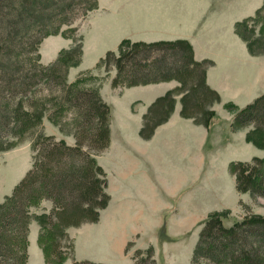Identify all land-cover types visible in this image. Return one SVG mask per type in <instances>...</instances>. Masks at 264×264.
<instances>
[{"label":"trees","instance_id":"obj_1","mask_svg":"<svg viewBox=\"0 0 264 264\" xmlns=\"http://www.w3.org/2000/svg\"><path fill=\"white\" fill-rule=\"evenodd\" d=\"M95 6L96 0H0V136L23 135L41 123L36 112L41 107L36 104L45 88L64 91L60 100L45 102L51 119L62 124L71 111L76 126L74 145L54 136L38 141L32 168L0 205V264L26 263L31 209L43 200L53 203L41 223L44 249L50 247L51 235L60 245L58 237L67 224L97 221L108 204L106 179L93 152H103L110 145L109 106L93 89L77 84L67 88L61 70L43 65L38 52L43 38L58 34L64 25L83 18ZM255 20L261 22L264 32V5ZM120 53L117 82L131 86L178 79L186 85L192 78L196 85L208 88L202 63L195 59L188 40L127 39L122 41ZM227 108L234 110L235 106ZM233 125H252L247 140L264 148V94L236 109ZM232 173L237 192L249 191L264 198V158L234 162ZM59 255L60 250L47 254V263L53 264ZM134 256V264H151L153 248H148L146 256L137 249ZM73 264L106 263L74 260ZM190 264H264V217L248 214L225 226L219 216L210 215L203 222Z\"/></svg>","mask_w":264,"mask_h":264},{"label":"rangeland","instance_id":"obj_2","mask_svg":"<svg viewBox=\"0 0 264 264\" xmlns=\"http://www.w3.org/2000/svg\"><path fill=\"white\" fill-rule=\"evenodd\" d=\"M107 1L110 8H107L106 3L96 0V6L89 11L86 16L76 20L70 25H64L61 32L58 34L48 35L43 38L38 46L40 62L45 66L55 65L59 68L63 75V82L67 88L70 85L77 84V86L95 90L101 99L109 106L110 131L112 132L113 129V131H116L118 136L121 137L122 130L118 128L119 124L128 120L130 127H127L126 131L135 132L138 129V134L142 139L141 141L138 139V141L133 143L139 150L145 147L144 141L155 138L157 131L159 132L161 127L167 126L172 128L178 120L200 126V144L203 149L200 154L201 174L198 184L194 187V192L196 193L195 198L198 199L197 209L195 208L192 210L190 208L189 210H185L184 204L182 203V205H180L181 201L178 200L173 203H168V209L162 210L165 212L163 222L157 227L155 222H153L146 234H143L142 237L141 235H137V237L129 242L125 248L126 253L132 258L133 264L136 260L134 256L135 251L140 249L142 250V255L146 256L150 246L153 248L151 264H189L193 254L192 251H194L196 245V243H194V236L197 232L200 234L203 222L210 215L215 214L219 216L225 226L233 225L234 222L242 220L248 214L264 217V198L253 196L249 191L237 192L235 187V176L232 173V164L234 162H249L254 157L264 158V148H260L252 141L247 140V135H249L254 127L252 125L246 127H235L233 125L235 110L241 109L246 105L241 106L234 101L224 102L222 94L212 90L206 80L208 70L219 63L221 66L225 67L226 70H229L232 76L230 79H232V81L229 80L237 83L232 87L230 84H227L225 92L227 96H231L232 93L238 94V91H242L239 92L242 96L245 93L244 91H246V95L248 96L247 92H253L255 89H258L257 86L264 85V60L262 59L264 56V32L261 29V22L255 20L257 12L264 5V0H249L251 6L258 4L260 1L257 6L258 8L252 15L236 21L234 33L229 27H224L222 23H219L217 20L213 21V19L209 17L215 10H217L218 13L223 12L221 6L226 3V0H198L199 7L204 14H207L206 17L209 27H211V33H218L216 37L219 34L222 35V42H219L220 39H218L219 43L215 44V50L220 49L221 52L224 53L227 49V45H231V40L237 35V37L247 45L250 55L253 58H261L262 60L258 65L254 64L258 70L257 73L255 72L254 75L247 76V78L243 80V78L240 79L236 76L238 73L235 69L237 66L233 64L234 58L231 57V63H229V55L222 56L221 52L219 54L218 51L216 64L211 60L201 61L202 68L205 71L204 81L208 88H203L198 84L196 85V82H192V78L189 79L186 85H183L178 79L131 86L115 81L117 72L116 59L121 54L120 48L122 41L127 39L131 42L142 41L129 37H122L126 35L130 29L143 32L149 31L150 27L143 26L142 23L139 25L133 24L130 21L132 14L128 11V0ZM156 1L159 0L154 1L155 6L143 3V0L132 1L130 7L134 9L133 15L136 22L152 23L153 18L151 17L155 14H161L159 10L156 11L159 7ZM162 1H165L167 4H176L180 6L185 0ZM185 3H188V1H185ZM191 3H194V0H189L188 4ZM227 3H229V0H227ZM231 15V12L226 11L223 16L228 18ZM108 16L124 18L126 22L125 25H127L121 30L124 32V35L117 38L113 36L115 35L114 32L118 31L122 26V24L117 21L103 22V24H106L108 27H101L91 35V33L99 27V22ZM246 19H250L247 20L249 22H246L245 25L240 24ZM202 24H205V22ZM104 34H110V36L113 37L110 38L109 42L101 43L98 48L92 51L93 55L90 54L91 56H89V40L91 39L90 44L96 43L98 37H102ZM107 45L116 47L115 49H110L106 48ZM261 71L263 75L260 74ZM257 78L259 82L255 84ZM163 83L167 86L166 92H162L159 95L157 94L159 92H155L153 95H156L154 97L152 96L151 102H149L148 96L145 98L140 92L128 91L132 88L136 90L149 84L159 85ZM242 84L243 87L239 88ZM235 86L239 87L236 88ZM63 92V90L58 89H55V91H50L46 88L43 89L40 94L43 97L40 96L39 98V101L41 99L42 101L40 103L38 101L36 104L41 107L36 110L41 116V123L35 129L23 135L12 136L9 135L10 133H4L0 136V205L14 194L20 181L32 168L35 160L37 143L42 137L54 136L57 140H63L69 145H74L76 143V126L71 117L72 112L70 111V113H67L64 117H67V120L59 124L51 119L50 113H47L45 109L46 100H53L56 102V100L61 99ZM240 99L245 100L243 97H240ZM231 104L235 106L234 110H229L227 108V106ZM143 106L145 108L144 112L141 111ZM118 109H120L121 112H118ZM49 111H51V109ZM177 111L179 112L178 115ZM133 121L135 124H133ZM243 136H246L245 140L248 144L244 142ZM239 138H242V141H240ZM239 142H242V146L239 145ZM229 143L232 145L231 149L228 148ZM243 145H246L245 147L247 148H242ZM235 146L238 148H235ZM93 153L98 164L101 166L103 161L102 153ZM102 170L103 177L106 179L105 191L107 192V172L103 167ZM107 194L109 195L108 192ZM193 200L194 199L190 200V202ZM49 202L52 203L51 200H43L38 206L31 209L28 254L25 264H48L47 254H56L58 250H60V255L54 260L53 264H73L74 260H88L79 259L78 257L80 255V248L77 247V244L80 241V235L77 233V230L84 225L98 223L101 218L102 209L100 210L97 221L82 223L80 225L67 224V226L63 228L64 231L62 236L58 237L60 240L59 246L55 244V239L51 235L49 239L50 247L44 249V246L40 242V235L43 231L41 223L43 218H46L48 213L53 209V203L51 208ZM172 204L174 206H172ZM245 205H247V207ZM175 212L177 214L193 213L196 216L198 215L195 220H187L188 232L179 237H176V234L168 235L167 233L168 221L171 222L172 226L174 223L172 219H174V217L171 218L170 216ZM150 220L151 218L148 219V221ZM152 237H155L154 242L151 241L153 239ZM139 246H141V248ZM189 247H192V254H189ZM85 250L87 252H97L94 248H85ZM99 252L101 253L102 251L100 250ZM92 262L99 263L97 261Z\"/></svg>","mask_w":264,"mask_h":264},{"label":"crops","instance_id":"obj_3","mask_svg":"<svg viewBox=\"0 0 264 264\" xmlns=\"http://www.w3.org/2000/svg\"><path fill=\"white\" fill-rule=\"evenodd\" d=\"M100 1L106 3L107 8H110L107 0ZM132 1L134 0H128L127 4L128 11L132 14L130 21L133 24L139 25L142 23L143 26H149V31L139 32L135 31V29H130L131 31L129 30L124 35V32L121 31L124 26H127L124 18L114 16L117 18L115 19L113 16H108L99 22V27L91 35L101 27H108L103 22L117 21L122 26L118 31L114 32L115 35L113 36L116 38L124 35L122 38L129 37L148 42L185 39L193 45L197 61L211 60L216 64L217 53L219 51L220 54L221 50H215V44L222 42V35L219 34L216 37L218 33H211V27H209L206 17L207 14H204L199 7L198 0H194V3L191 4H188L189 0H185L188 3L182 0L183 3L180 6L167 4L162 0L156 1L159 4L156 11L159 10L161 14L152 16V23L136 22L133 15L134 9L130 7ZM154 1L143 0V3L155 6ZM258 4L251 6L249 0H229V3L226 0V3L221 6L223 12L218 13L215 10L209 17L213 21H219L224 27H229L234 33L236 21L255 13ZM226 11L232 13L228 18L223 16ZM204 22L205 24H202ZM113 36L104 34L102 37H98L96 43L92 44H90V39L88 47L90 52L88 55H93L92 51L94 49L98 48L101 43L109 42ZM218 39H220L219 42ZM230 44L227 45L225 52H221V54L222 56L229 55V63H231V57L234 58L233 64L237 66L235 69L238 73L236 76L244 80L247 76L257 73L258 70L255 65L262 61L261 58H253L248 51L247 45L237 35L233 37ZM115 47L106 46V48L110 49H115ZM262 59L264 60V56ZM260 74L263 75L262 71ZM230 78L232 76L229 70H226L219 63L211 67L207 72V84L211 89L222 94L224 102L234 101L241 106H245L264 94V85H260L257 86V90L247 92L248 96L246 91H244L243 96L239 94L242 91H238V94L232 93L231 96H227L225 93L227 84L232 87L236 83L231 82L232 79ZM258 82L259 79L257 78L255 84H258ZM235 87L238 88L239 86ZM242 87L243 84L239 88ZM166 90L167 86L163 83L159 85L149 84L136 90L132 88L128 91L140 92L145 98L148 96V100L151 102L156 95H153L155 92H159L157 93L159 95L162 92H166ZM240 97L245 98V100L240 99ZM117 111L121 112L120 109ZM141 111H145L144 106ZM178 114L179 112L177 111ZM133 124H135L134 121ZM129 125L128 120L119 124L118 128L122 130L121 137L112 129L109 147L105 151L100 152L103 158L101 166L107 172V192L110 195V201L107 207L101 210V218L98 223L84 225L77 230L80 235V241L77 244V247L80 248L79 259H88L107 264H133L132 258L125 251L127 244L133 241L137 235L142 237L143 234H146L153 222H155L156 227L160 225L165 214L162 210L168 209V203H173L176 200L181 201L180 205L183 203L185 210L190 208L193 210L198 207V199L195 198L194 187L198 184L201 174L200 154L203 147L200 144V126L178 120L172 128L161 127L159 132L157 131L155 138L144 141L145 147L139 150L133 143L138 141V139L140 141L142 139L138 134V129L135 132L126 131L127 127H130ZM245 137L243 136L244 142H246ZM241 139L239 138L240 141H242ZM241 143L239 142L240 146H242ZM245 146L243 145L242 148ZM228 148H232L231 143H229ZM235 148L238 147L235 146ZM255 150L257 151L256 148ZM192 199L194 200L190 202ZM49 203L52 208V203ZM172 206L174 205L172 204ZM197 216L193 213L177 214L175 212L170 216L171 218L174 217L172 219L174 221L173 225L171 226V222L168 221V235L176 234V237H179L187 234V220H195ZM149 218H151L150 221H148ZM152 238L151 241L154 242L155 237ZM194 238V243H197L196 241L199 239L198 232ZM84 247L94 248L97 252H87ZM139 247L141 248V246ZM100 250L102 251L101 253L99 252ZM191 251L192 247H189V254H192L193 251Z\"/></svg>","mask_w":264,"mask_h":264}]
</instances>
